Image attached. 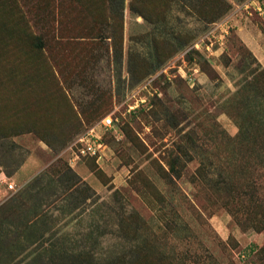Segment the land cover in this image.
<instances>
[{"label": "rangeland", "instance_id": "374dc122", "mask_svg": "<svg viewBox=\"0 0 264 264\" xmlns=\"http://www.w3.org/2000/svg\"><path fill=\"white\" fill-rule=\"evenodd\" d=\"M0 264H264V0H0Z\"/></svg>", "mask_w": 264, "mask_h": 264}, {"label": "built area", "instance_id": "2783aa9c", "mask_svg": "<svg viewBox=\"0 0 264 264\" xmlns=\"http://www.w3.org/2000/svg\"><path fill=\"white\" fill-rule=\"evenodd\" d=\"M102 124L104 127H110L112 125V119L111 118H105L102 121ZM77 142H79L80 144H82L84 146V149H82V152H87L89 153L91 156L96 155L98 149L100 148V144L98 141V137L94 132V129H89L88 131H86L84 134L80 135L77 139ZM8 189L12 190L13 189V185L12 184H8Z\"/></svg>", "mask_w": 264, "mask_h": 264}]
</instances>
